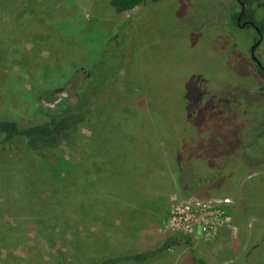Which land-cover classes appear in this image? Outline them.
Here are the masks:
<instances>
[{
	"label": "rangeland",
	"instance_id": "rangeland-1",
	"mask_svg": "<svg viewBox=\"0 0 264 264\" xmlns=\"http://www.w3.org/2000/svg\"><path fill=\"white\" fill-rule=\"evenodd\" d=\"M106 2L0 0V119H45V107L74 100L69 80L90 69L92 83L112 80L56 146L0 147V264H54L57 254L79 264L109 247L148 250L171 234L192 242L145 264H198L193 255L264 264V136L255 135L263 81L249 52L254 30L230 24L239 5L158 0L131 18ZM255 54L264 65V39ZM181 171L195 182L199 172L219 177L187 195ZM154 172L173 183L152 186ZM146 186L156 193L142 194Z\"/></svg>",
	"mask_w": 264,
	"mask_h": 264
},
{
	"label": "trees",
	"instance_id": "trees-1",
	"mask_svg": "<svg viewBox=\"0 0 264 264\" xmlns=\"http://www.w3.org/2000/svg\"><path fill=\"white\" fill-rule=\"evenodd\" d=\"M158 0H107L106 2V8L110 10L115 16L120 17L123 13L129 12L131 14V18L133 16H136L139 11L147 5L149 2H157ZM246 4V12H251V18L254 22H256L262 31L264 32V16L259 15V8L261 6V0H243ZM139 7L140 10H137L134 12V9ZM112 8L113 10H111ZM234 14L231 17L230 24H235L236 17L238 15V12H233ZM131 18L129 21H124L123 24L130 27L131 25ZM118 39L117 35L114 34V36H110L106 38L107 42H110L111 44L115 41V39ZM0 66L4 68L5 63L0 58ZM257 73L259 77L262 79V83L259 88L260 91L264 92V68H262L260 65L255 63ZM96 68L90 69L85 73V75L80 79V81H75L74 78L71 77L69 80L71 83L74 84L76 87L75 91H71L70 95L73 97V101H69L68 98L66 100L60 101L58 105V109H52L50 107H45L43 109L46 118L40 120L39 122L31 123V124H20L19 122L12 120V119H0V147L1 149L9 148L13 145H15L18 141H20L23 145L25 150H32V151H38L42 148H50L51 146H56V142L64 137L66 133H69L71 131L70 127L71 125L69 122L78 114L85 112L89 108V102L90 98L99 91L103 86L111 84L112 80L103 79L100 83H92L93 81V74L96 72ZM74 73V72H73ZM72 76V75H71ZM77 119H75V122ZM79 122V120L77 121ZM76 122V123H77ZM258 137L264 136V125H262L261 129L255 133ZM254 135V136H255ZM175 161H173L174 163ZM186 163L187 161L184 160ZM187 167H182L181 170L184 168L183 171H188V163ZM169 167V166H168ZM172 169V167H169ZM196 172V170H195ZM195 172L193 175H195ZM208 172H199V180L198 182L194 181V177L197 180V177L194 176L192 178L187 177V175L182 174V171L180 172V176H177V180L179 183L183 184V188L185 189L187 195H193L196 193L198 189H206L209 190V186L215 182V178L219 177V175H208ZM165 173V172H164ZM163 172H154L152 173L151 178V185L153 182H159L158 179H162L163 182H166L168 184L173 183L174 176L170 174L166 175ZM168 177V179H167ZM171 179V180H170ZM191 180L194 181L191 182ZM110 183V182H106ZM150 186V185H147ZM144 187L142 190V194H147L151 192L156 193L154 191L155 189H152L151 187L147 188ZM152 186H155L153 184ZM157 187V185H156ZM168 191V190H167ZM166 191V192H167ZM189 191V192H188ZM212 191V190H210ZM209 191V193H210ZM158 192V191H157ZM164 192V197H167V193ZM208 192V191H207ZM212 194L215 195H226L223 192L218 191H212ZM206 195V194H205ZM208 195V194H207ZM144 202V201H143ZM126 207L128 209H136L138 206H140V203H135V205H132L130 203H127ZM130 204V205H129ZM148 203H142L140 206L141 209L147 211L149 209ZM74 206V205H73ZM71 206V207H73ZM123 207V206H122ZM74 208V207H73ZM68 210L65 209L62 213V217H64L65 213H67ZM70 212V211H69ZM97 238L94 236L93 241ZM192 242V237L188 234H182V235H167L164 237V240L158 245L154 246L153 248L146 249L144 251L139 250L140 252L132 253V252H119L114 247H109L106 251L102 252L101 255L95 258L86 259L83 258V261L79 264H142V263H150L152 259L157 258L161 256L163 253L167 252L170 253V251L173 248H183L185 245H190ZM92 243L91 241L89 242ZM106 244H108L106 240ZM193 261H196L198 264H209L204 258L197 257L193 255ZM129 262V263H127ZM54 264H70L62 255L57 254L56 255V261Z\"/></svg>",
	"mask_w": 264,
	"mask_h": 264
},
{
	"label": "flooded vegetation",
	"instance_id": "flooded-vegetation-1",
	"mask_svg": "<svg viewBox=\"0 0 264 264\" xmlns=\"http://www.w3.org/2000/svg\"><path fill=\"white\" fill-rule=\"evenodd\" d=\"M235 2H236V5H239V10L236 11V12H238V15L236 17L235 25L239 28L251 27L255 32V37H254L252 46H251L250 51H249L250 55H252L253 46L257 43V41H259V44L254 49V51H256V49L259 47V45L261 44V42L264 39V32L262 31L260 26L256 22H254L253 19L250 17L251 12L250 11L246 12L245 2L243 0H235ZM261 5L264 6V3H261ZM254 62L256 63L255 60H254ZM261 67L264 68V65L262 63H261Z\"/></svg>",
	"mask_w": 264,
	"mask_h": 264
},
{
	"label": "water",
	"instance_id": "water-1",
	"mask_svg": "<svg viewBox=\"0 0 264 264\" xmlns=\"http://www.w3.org/2000/svg\"><path fill=\"white\" fill-rule=\"evenodd\" d=\"M259 44V41H257V43L253 46V48H252V58L256 61V63L258 64V65H260L261 66V62H260V60L258 59V57L256 56V54H255V51H254V49H255V47L257 46Z\"/></svg>",
	"mask_w": 264,
	"mask_h": 264
}]
</instances>
